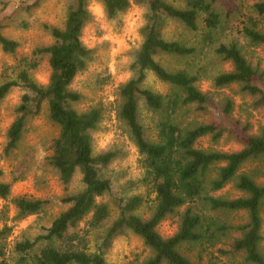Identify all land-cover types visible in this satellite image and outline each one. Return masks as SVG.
<instances>
[{"label":"trees","instance_id":"obj_1","mask_svg":"<svg viewBox=\"0 0 264 264\" xmlns=\"http://www.w3.org/2000/svg\"><path fill=\"white\" fill-rule=\"evenodd\" d=\"M0 1L4 6L5 0ZM97 1L105 16L113 20L132 3L145 8L140 28L142 42L132 54L130 78L117 87L115 111L141 156L140 181L153 195L150 213L147 218L136 214L144 204L142 195L113 190L107 171L124 156L123 152L93 151L92 134L103 119L102 106L85 111L76 108L82 96L70 86L93 59V50L81 40L91 21L88 0H71L63 25L45 26L51 43L35 47L18 59L20 44L2 33L6 18L0 19V51L17 59L12 75L4 73L0 80V105L12 90L20 92L6 130L3 156H10L18 148L27 121L40 115L45 106L49 120L58 128L47 161L64 191L60 198L63 209L50 225L32 239L15 243V264H108L104 255L116 238L127 233L138 236L150 250V256L141 264H217L214 259L204 262L200 256L192 260L181 248L212 245L228 233L234 237L221 254L239 256V264H264V127L254 132L250 121L234 118V102L230 99L216 107L209 92L198 88L200 70L190 62L184 68L168 69L160 61L170 57L194 62L211 51L221 62L230 64L229 70L209 78L214 92L235 86L255 106H264V70L246 55L248 49L264 46V0H255L242 13L234 0L235 10L226 9L220 0ZM222 11L226 18L233 13L243 17L239 31L243 44L235 39L220 40ZM169 22L196 33L197 42L187 44L167 38ZM43 60L48 66V80L41 85L33 73ZM148 74L167 85L169 92L162 94L144 86ZM189 109L209 113L212 120L185 124L180 115ZM141 111L150 116L149 124L142 120ZM225 135L232 136L239 149L218 151L198 146L201 138L216 143ZM228 185L238 193L236 197L214 195ZM10 189L11 183L0 180L1 200L10 198ZM103 198H108L116 210L112 221ZM10 202L17 219L39 215L50 204L46 199L26 196L10 198ZM220 213L242 214L245 219L235 225L218 223L215 216ZM168 218L176 219L177 228L163 237L157 227ZM10 231L6 225L0 228V264H6L2 243Z\"/></svg>","mask_w":264,"mask_h":264},{"label":"rangeland","instance_id":"obj_2","mask_svg":"<svg viewBox=\"0 0 264 264\" xmlns=\"http://www.w3.org/2000/svg\"><path fill=\"white\" fill-rule=\"evenodd\" d=\"M71 0H5L4 6L0 3V19H5L6 27L2 33L9 39L19 42L20 47L16 58L28 55L38 46L51 43L52 39L45 26L61 27L64 23L66 9ZM132 1V0H131ZM228 10H235L231 0H220ZM240 4L238 10L246 12L255 0H234ZM2 2V1H0ZM88 10L91 13V21L82 32V43L93 50V59L87 69L79 73L71 84V89L80 93L82 100L76 105L80 111L101 105L104 109L103 119L99 128L92 134V147L94 153L110 149H118L124 156L114 161L108 168L107 175L113 182V190L116 193L127 191L130 194H140L144 198V204L136 211L142 218L149 216V206L153 195L149 188L140 180L143 170L140 165L141 156L130 141L125 126L116 117V90L117 87L128 80L131 72L128 68L132 54L141 42L140 28L144 23L145 8L132 3L125 13L116 19H108L105 16L101 4L97 0H88ZM223 15V26L220 32V40H237L243 44L240 29L243 26V17L237 13L228 18ZM264 29V16L262 19ZM166 37L181 40L187 44L197 42L196 33H191L182 26L169 22L166 28ZM247 57L260 64L264 70V46L247 50ZM17 59H14L0 51V80L2 75H12V67ZM162 65L168 69L187 67L190 62L200 70V79L197 86L203 92L208 93L219 107L224 100L234 102L233 116L251 122L253 131L264 127V106H255L253 100L239 93L238 88L232 86L217 92L211 88L209 78L219 71L230 69V64L221 62L211 51L205 56L195 59L161 58ZM33 78L38 84L44 85L48 80V66L46 61L34 71ZM144 86L162 94L169 92V87L157 81L151 74L147 75ZM19 90L14 89L0 105V171L1 181L11 183L10 198L26 196L32 199H46L50 202L45 211L39 215H31L24 219L15 217L16 210L10 202L0 199V228L4 225L10 227V233L3 245V258L6 264H15L16 253L13 249L16 242L24 239H32L48 227L54 217L63 209L60 198L64 195L57 173L48 165L47 159L51 155L52 141L58 135V128L49 120L46 107L40 115L30 118L25 126L24 134L18 148L8 157L3 156L5 135L13 115L12 108L17 103ZM142 120L150 122V116L141 111ZM180 115L185 124L194 125L212 120L211 114H202L193 109L185 110ZM216 117H220L215 113ZM201 148H210L218 151H235L239 144L232 136H223L213 143L208 137L201 138L198 142ZM78 181V177L75 179ZM78 182H76L75 186ZM133 183V186H130ZM129 186V187H128ZM216 197H236L238 193L230 185L219 192ZM102 201L108 203L110 219L116 216L115 208L109 203L108 198ZM218 223L235 225L244 221V215L235 213L216 214ZM262 226L261 250L264 252V214ZM177 228L176 219L168 218L157 227L158 233L163 237L172 235ZM234 234L228 233L221 236L212 245L191 246L184 245L181 251L190 259L201 257L204 262L214 259L217 264H239V256L223 255L220 251L228 250ZM93 242H90L92 248ZM150 250L142 240L127 233L116 238L104 255L108 264H141L150 256Z\"/></svg>","mask_w":264,"mask_h":264}]
</instances>
